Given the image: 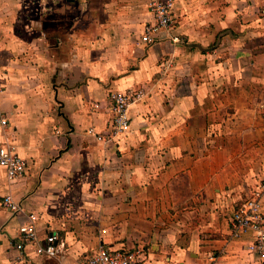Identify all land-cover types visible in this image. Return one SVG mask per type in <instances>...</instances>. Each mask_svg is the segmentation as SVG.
Wrapping results in <instances>:
<instances>
[{
  "label": "crops",
  "instance_id": "0c3cea01",
  "mask_svg": "<svg viewBox=\"0 0 264 264\" xmlns=\"http://www.w3.org/2000/svg\"><path fill=\"white\" fill-rule=\"evenodd\" d=\"M149 2L0 0V145L26 161L10 181L0 167V199L23 209L0 208V264H55L15 248L29 212L65 263L104 244L143 264H259L251 233H229L264 174V0H176L144 44ZM140 85L125 134L88 132L109 129V91Z\"/></svg>",
  "mask_w": 264,
  "mask_h": 264
},
{
  "label": "built area",
  "instance_id": "2783aa9c",
  "mask_svg": "<svg viewBox=\"0 0 264 264\" xmlns=\"http://www.w3.org/2000/svg\"><path fill=\"white\" fill-rule=\"evenodd\" d=\"M175 2L176 0H150L148 7L152 14V20L146 22L142 27L140 33L142 43L154 42L158 34L172 27ZM259 13L264 15V4L259 8ZM148 94L149 90L145 85L109 91L107 93L108 108L112 113L109 129L106 132H96L94 128L90 127L88 132L102 142L111 141L116 136L125 134L130 128L128 114L130 106L145 100ZM98 107V102L93 104V108ZM7 125L8 118L0 111V127ZM0 167L5 171L9 181L21 176L26 168V161L17 153L15 145L7 140L0 145ZM245 196L232 213L229 239L240 238L246 232L251 233L252 240L247 248L258 256L259 264H264V209L262 208L264 174L263 180L257 188ZM0 208H6L12 213H23L21 205L14 200L11 194L1 197ZM25 217L26 220L19 227V237L14 243L15 248L23 250L26 245H31L36 255L54 258L56 259L55 264H143L146 259V253L142 248L115 249L99 244L92 251L81 255L72 262L65 263L59 256L57 236L50 233L41 239L36 228L37 215L29 212L25 214Z\"/></svg>",
  "mask_w": 264,
  "mask_h": 264
},
{
  "label": "rangeland",
  "instance_id": "374dc122",
  "mask_svg": "<svg viewBox=\"0 0 264 264\" xmlns=\"http://www.w3.org/2000/svg\"><path fill=\"white\" fill-rule=\"evenodd\" d=\"M133 87H137V86H133Z\"/></svg>",
  "mask_w": 264,
  "mask_h": 264
}]
</instances>
